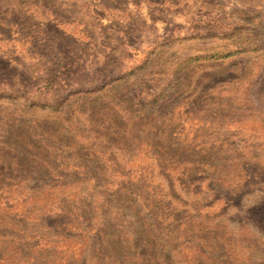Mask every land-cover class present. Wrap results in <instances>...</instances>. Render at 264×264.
I'll return each mask as SVG.
<instances>
[{
  "label": "rangeland",
  "instance_id": "374dc122",
  "mask_svg": "<svg viewBox=\"0 0 264 264\" xmlns=\"http://www.w3.org/2000/svg\"><path fill=\"white\" fill-rule=\"evenodd\" d=\"M0 264H264V0H0Z\"/></svg>",
  "mask_w": 264,
  "mask_h": 264
}]
</instances>
